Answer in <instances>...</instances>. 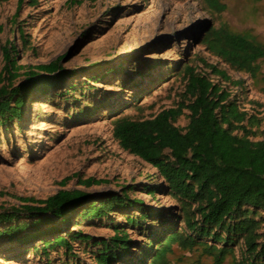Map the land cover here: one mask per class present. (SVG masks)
<instances>
[{"label":"rangeland","instance_id":"obj_1","mask_svg":"<svg viewBox=\"0 0 264 264\" xmlns=\"http://www.w3.org/2000/svg\"><path fill=\"white\" fill-rule=\"evenodd\" d=\"M221 1L226 9L211 13L204 0H23L20 5L19 0H0V68L2 47L14 43L18 65L60 57L64 69L76 71L51 90L31 92L22 117L0 126V211L32 205L23 198L43 200L65 189L88 193L90 201L126 192L131 201L141 200L150 215L133 226L129 219L142 220L144 214L132 206L99 219L82 217L78 210L70 215L78 223L75 228L57 224L61 231H80L90 240L73 241L70 250H45L35 247L43 237L29 244L3 237L0 264H96L101 245L94 243L118 230L132 244L130 257L116 264H148L159 239L184 227V204L173 198L154 167L120 147L113 121L121 116L148 119L189 104L186 66L228 92V100L247 113L243 125L254 132L251 141L264 142V59L251 76L216 57L204 43L207 30L221 25L264 43V0ZM204 63L224 71L229 80L213 75ZM188 114L183 109L175 125L185 127ZM85 179L96 184L80 185ZM257 219L264 237V219ZM239 249L233 247L222 264H231ZM168 257L172 264L213 263L201 251L176 246Z\"/></svg>","mask_w":264,"mask_h":264},{"label":"trees","instance_id":"obj_2","mask_svg":"<svg viewBox=\"0 0 264 264\" xmlns=\"http://www.w3.org/2000/svg\"><path fill=\"white\" fill-rule=\"evenodd\" d=\"M204 2L211 13L226 9L221 0ZM19 32L25 47L24 31ZM204 43L231 67L251 76L258 74L257 62L264 59V43L226 25L209 28ZM12 53L17 54L14 43L2 47L0 126L22 117L31 92L51 90L76 73L74 69H64L60 57L46 64L23 66L17 64ZM204 64L213 75L229 80L224 71ZM185 75V98L189 104L163 109L148 119L121 116L113 121V137L120 147L154 167L173 198L184 204V227L159 239V248L153 250L148 264H172L168 255L174 246L183 251H201L202 256L212 258V264H222L233 253V247L240 246L239 256L232 255L231 264H264V237L258 232L257 219H264V142L251 141L254 132L243 125L247 113L228 100V92L190 66L185 67ZM183 109L189 112L187 124L178 127L175 124ZM253 120L250 118L248 123L253 124ZM79 184L89 187L96 181L85 179ZM91 198L83 191L65 189L43 200L23 198L32 205L1 209L0 224L8 225L0 229V238L29 244L43 237L35 247L70 250L73 241L91 239L80 231H71L78 223L70 215L78 210L82 217L99 219L132 206L144 214L142 220L129 219L133 226L150 216L141 200L131 201L126 192L90 202ZM58 221L71 225V229L61 231ZM52 235V240L46 237ZM94 244L101 245L95 252L96 264L120 263L131 255L132 241L123 230ZM151 251L146 249L144 253Z\"/></svg>","mask_w":264,"mask_h":264},{"label":"water","instance_id":"obj_3","mask_svg":"<svg viewBox=\"0 0 264 264\" xmlns=\"http://www.w3.org/2000/svg\"><path fill=\"white\" fill-rule=\"evenodd\" d=\"M90 202H92V201H90Z\"/></svg>","mask_w":264,"mask_h":264}]
</instances>
